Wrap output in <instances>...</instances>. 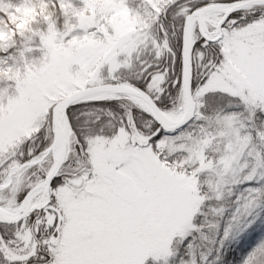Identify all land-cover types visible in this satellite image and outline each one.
Wrapping results in <instances>:
<instances>
[{"label": "snow or ice", "instance_id": "1", "mask_svg": "<svg viewBox=\"0 0 264 264\" xmlns=\"http://www.w3.org/2000/svg\"><path fill=\"white\" fill-rule=\"evenodd\" d=\"M0 264H264V0H0Z\"/></svg>", "mask_w": 264, "mask_h": 264}]
</instances>
